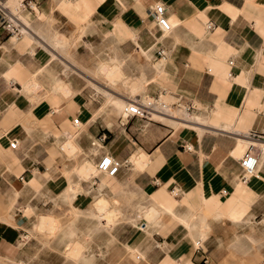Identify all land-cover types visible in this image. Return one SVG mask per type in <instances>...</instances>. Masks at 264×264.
<instances>
[{"label":"crops","instance_id":"0c3cea01","mask_svg":"<svg viewBox=\"0 0 264 264\" xmlns=\"http://www.w3.org/2000/svg\"><path fill=\"white\" fill-rule=\"evenodd\" d=\"M156 5L164 7L171 31L162 33L156 25L158 35L141 33L134 21L152 16ZM43 7L30 11L36 20L22 14L33 38L10 46V36L0 44V195L12 205L8 209L23 205L19 214L28 207L35 212L48 205L47 196L61 194L71 206L69 198L77 204L93 197L94 208L77 207L98 214L101 199L109 204L107 192L126 203L125 210L107 211L130 213L120 220L141 232L127 243L138 262L197 264L195 247L206 251L220 236L227 262L231 245L241 255L254 252L264 264V159L257 178L243 184L239 161L247 142L234 134L264 133V0H48ZM58 12L76 26V36L60 37L54 28ZM45 34L52 47L54 38L66 49L52 48ZM88 37L96 38V46L84 42ZM79 42L89 49H81L78 63L72 54ZM125 42L135 49H122ZM200 86L220 94L192 99ZM108 92L119 102L162 96L175 105L193 104L192 113L200 116L194 114L190 125L197 127L176 130L163 123L170 120L125 118L106 106ZM81 127L87 135L77 140ZM54 144L60 155L73 157L72 165L77 154H85L80 164L65 168L66 177L53 168L60 158ZM92 155L96 164L106 155L119 162L118 174L100 175ZM8 216L0 215V249L13 259L16 251L29 256L25 242L21 248L12 243L20 232L16 217L13 224ZM35 246L39 250L40 242Z\"/></svg>","mask_w":264,"mask_h":264},{"label":"rangeland","instance_id":"374dc122","mask_svg":"<svg viewBox=\"0 0 264 264\" xmlns=\"http://www.w3.org/2000/svg\"><path fill=\"white\" fill-rule=\"evenodd\" d=\"M22 0H19V2ZM28 1H32V0H28ZM27 1V2H28ZM37 4V8L40 9V11H44L45 7H43V5L48 1V0H34ZM53 2V1H52ZM8 4L13 7V1L9 0ZM51 12L54 15V12L56 11L55 9V5L54 3L52 4V7L50 8ZM30 11V10H29ZM140 13V12H139ZM58 17L57 21L54 22V28H56L58 30V32L60 33V37L61 38H71L72 36H76V26L70 21V20H66V19H61V17H59V12L57 13ZM126 18L129 17V15H125ZM33 20L34 19L33 15H32ZM141 19L142 22L139 20L134 21V24H136V26H138V28L140 29L141 33H145V32H152L154 34H156V23L154 18L148 14V15H142L141 14ZM124 20V17H123ZM125 22V21H124ZM159 33L157 32V35ZM11 35L7 34V32L3 29V27L0 28V44H3V42L7 41L10 38ZM84 42H87V44L91 43L94 46H96V38L95 37H88V38H84ZM45 45V44H44ZM42 49V48H40ZM76 49H79L78 52H75L72 54V57L74 60H76V62L79 63V57H82V55L80 54L81 49H89L88 47H86V45L82 42H79ZM122 49H135L133 45H130L129 42H125L124 46ZM84 52V51H83ZM85 76V75H84ZM78 78V77H77ZM94 86V85H93ZM96 89H98V87L94 86ZM45 88H48V84L45 85ZM167 92H170L172 94H174L176 92V89H172L170 87L165 88ZM88 90V89H87ZM196 91H194L192 93L193 96H191V98H195L196 96L203 95L206 96V94H220V91L218 88H214V87H210L209 89H206L204 86H200L197 87L196 89H194ZM89 91V90H88ZM88 91H86L87 93H89ZM45 94H47V91H40L39 95L40 96H44ZM185 94H187V96L190 94L188 92H186ZM196 95V96H194ZM190 97V96H188ZM155 99H152V101ZM161 101H169L172 102L174 101L172 98L169 97H162L160 99ZM143 102H147V101H143ZM183 103H180L178 105H181ZM185 107L187 108V106L185 105ZM189 112H193V110H190ZM200 113H195V115L200 116ZM121 115V114H119ZM154 119L156 121H159V119L157 118H151ZM163 123H166L172 127H174L176 130L180 129L178 126H176L174 123L168 122V121H163ZM42 123H39L38 125H40ZM195 130V129H193ZM86 129L81 127V129H79L78 131H76V134L79 133L77 140L80 138H83L84 135L86 136L87 134L85 133ZM210 135V134H209ZM217 137V136H215ZM220 138V137H219ZM91 141H95L93 138H91ZM262 141H264V139H262ZM248 143H246V149L248 148ZM55 149H57V151L59 152V155L57 156L60 157L57 159H55L54 161L58 162L57 165H54V169L57 173L58 176H63L66 177L63 172L65 170L66 167L68 168H72L73 166H77L78 164H80L85 156L84 153L82 154H77L74 157V165H72V159L73 157H63L64 154L62 151H60V147H58L57 144H54L53 146ZM254 148L260 151V148H256L255 146H250V148ZM79 155V156H78ZM78 156V157H77ZM93 158L92 156H89ZM96 161L94 160V163ZM96 164V163H95ZM52 168V167H51ZM51 170V169H50ZM93 171L91 170V173ZM140 172H136L134 174H136V176L139 174ZM64 179V178H62ZM139 188V187H138ZM139 190V189H138ZM140 191L136 190V198H138V194ZM105 193V198L107 199V201L109 202L108 208H113V209H117V210H125L126 209V203H125V199L124 198H112L109 193L104 192ZM61 194L59 195H53L51 194V196H47V198L45 199L44 203L48 204L46 207H38L37 206V202L32 203L31 205H33L34 207H38L35 212H34V208L32 211H30L29 213H25L23 211L22 214H19L18 209L23 210L24 206L20 205L19 207H14L13 210L11 211V209L9 207V202L7 201V199H5L4 197H2L0 195V215H3L4 213L7 215L9 212V216L7 218V221L9 223H13L15 218H11L12 215H14L16 217V221H15V228L18 229L17 232L19 233V235L17 236L16 243H20V241H22L23 243H26V250L29 253V256H27L25 253H22L21 251H16L13 253V257L14 260L17 262L20 261H26L28 263H30V259L36 257V255H38V259L34 261L33 264H74V262L69 261L66 262L64 259V251H63V247L58 244L59 238L62 234V229H66L68 226H76L78 229V237L77 240L82 242L86 247L87 250L93 254L94 256L98 257L102 254H104L103 258H100L98 261V264H147L143 261L138 262L135 259V253L129 249L126 248L127 243H131L132 242V233H141L140 231L137 230V228H133L130 224L127 223L130 222L129 220H127L125 222V220H120L121 217H124L126 214H130V213H123L125 215H121V214H117L118 215V221H117V226L115 227V229L113 231H111V235L113 236V241L111 240L110 234H107L106 232H101L99 233L97 236L94 235L91 238L87 237L85 235V228L87 226V223L85 220L83 219H78L76 217L75 212H73V208L70 204H67L63 201H61L60 198ZM140 199V198H139ZM138 199V200H139ZM30 201V198L28 199V202ZM145 201V199H144ZM142 201V202H144ZM94 199L91 196H83L82 198H80V203H77L78 205L83 206L82 208L86 209V208H94ZM144 206H147L146 203L143 204ZM24 216V217H23ZM40 216H47L48 219H50L52 222V227L46 228L45 231L43 233H40V230L38 231L39 233L36 234V236L32 235L31 230L34 228V226L36 225V223L38 222L37 220H39ZM120 222V223H119ZM14 224V223H13ZM82 230H81V229ZM84 229V230H83ZM37 230V229H36ZM59 231V232H58ZM236 232V231H234ZM30 233V234H29ZM100 235V236H99ZM103 235V236H102ZM24 236H25V240H24ZM31 236V237H29ZM99 236V237H98ZM29 237V238H28ZM97 237V238H96ZM110 237V238H109ZM220 236L216 237V241L214 244H211L210 246L206 247V251H204V255L208 256V262L207 264H263L259 259H257L256 255L254 252L252 253H248V254H244L241 255L240 252L236 253V251L238 249H236V247H231V245L227 246L228 249V261H226V256H225V244L223 241H221V239L219 238ZM19 238V239H18ZM93 238V240H91ZM116 238V239H115ZM28 239V240H27ZM37 242H50L51 243V249L49 248H42V250H37L35 243ZM237 241V240H236ZM104 242V244H103ZM195 243L197 242L194 241ZM8 243V242H7ZM23 243H21V247L23 246ZM251 243L256 244V242L252 241ZM31 245V246H30ZM34 246V247H33ZM59 248V249H58ZM101 248V249H100ZM250 249L256 250V246L251 245ZM25 251V250H24ZM93 251V252H92ZM8 252L6 249L1 250L0 249V257L3 255H6ZM35 256V257H34ZM27 258V259H26ZM3 259L0 258V264ZM198 263L197 264H203L200 260H197Z\"/></svg>","mask_w":264,"mask_h":264},{"label":"bare ground","instance_id":"6f19581e","mask_svg":"<svg viewBox=\"0 0 264 264\" xmlns=\"http://www.w3.org/2000/svg\"><path fill=\"white\" fill-rule=\"evenodd\" d=\"M8 1L9 0H7L6 2H3V1L0 0V2L3 3L4 5H6V7H8L11 10V12H13L23 23L24 22H27L26 20H24V18H22L23 17L22 16L23 12L24 11H28L31 15H32V13L29 10H26L25 9L24 4L22 3V1L19 2V0H12L13 1V7H11L8 4ZM34 9H35V11L37 13L39 12L37 6H34ZM35 16H36V14H35ZM168 22H169V20H168ZM24 25H25V28L23 30L22 35H19V36L12 35L11 38H10V41H9L8 45H10V46L16 45L18 43L19 39H23V38H25L27 36L33 38V35L31 34L30 28L25 23H24ZM46 35L47 34H45L44 37H45V39H46V41L48 43L52 39L50 40L48 38V36L51 37V35H48V36H46ZM53 40L55 41V43H54L55 46H53V47H56L57 46V49H66L65 46H63L60 43L56 42V40L54 38H53ZM48 44L50 45V44H53V43L50 42ZM116 72H118V71H116ZM111 75H114V73L111 74ZM116 77H117V75H116ZM106 78H107V76H106ZM112 79H111V81H112ZM95 86L97 87V85H95ZM161 98H162V96L160 97V99ZM160 99L159 100H153V101H156V103L158 104V106H157V113H152L151 118H157V119H159L160 122H161V120H170L174 124H179L178 125L179 128L195 129L197 127V126H194L195 124L194 125H190L193 122H195L194 121V114L195 113H192V112L187 111V108L184 105H182V104L181 105H178V103H177L178 100L176 102L177 105L174 106L172 104L173 102H169L167 100L166 101L165 100L164 101H161ZM132 102H136V103H139L140 105L146 106L151 101L143 102V101H141L139 99H134ZM130 103L131 102H129V101H120V102L119 101H115L114 98H113V96H111L109 94V92L107 93L106 106L114 105L117 108L119 114H122V113L125 112L123 115H126L127 114L126 113V109L128 108V105ZM163 103L166 104V106H167V108L165 110L161 109V107H160ZM125 118H127V115H126ZM185 124H189V125H185ZM242 133L245 134V136H241L240 134H242ZM234 134L238 136L237 138L239 140L240 139H243V140H245L249 144L248 145V149L250 148L251 145L252 146H255L256 148H260L261 153H260L259 150L256 149V153H257L258 158H259V160H258V167H257V170H258L260 168L261 161L264 159V141H262V139H264V133H261L259 135H253L249 131H242L240 129H237ZM76 194H78V193H76ZM68 198H69V196H68ZM72 198H69V200H71V203H72L74 212L76 214V217L79 220L80 219L85 220L86 223H87V226H86L85 232H84L87 237L91 238L94 235L97 236L101 232H106L107 234H110L111 231L114 230V228L116 226V223L118 221V215L115 212H113L114 211L113 209H111L112 211H109V212L107 211V207H108L107 205H109L108 203L106 204V202H102V199H101V204H99L100 205V208H99L100 211H97L98 209L96 208L97 209L96 211L97 212H100L98 214L94 213L95 211L93 213L92 212H89V211H88L89 213H82V211L77 207V204L75 203V201ZM98 202H100V201H98ZM10 206L12 207V205H10ZM96 207H98V205ZM30 211H31V207H28V209H26L25 212L26 213H29ZM11 218L14 219L15 216L12 215ZM37 221L38 222L36 223V225L34 226V228L31 230V233H32L33 236L34 235L36 236V234L39 233L38 232L39 230H40V233H43L46 228L52 227V224H51L52 221L50 219H48L47 216H40L39 217V220H37ZM62 230L63 231H62V234H61V236L59 238L58 244H59V246L61 245L63 247V251H64V254L63 255H64V259H65L66 262L72 261V262H74V264H98L99 259L104 257L103 256L104 254H102V253H100L101 255L98 256V257L94 256L93 254H91L87 250V247L84 245L86 243L83 244L82 242H80V241L77 240L78 234L81 233V232L78 233V229H77L76 226H68L66 229H62ZM29 237H31V236H29ZM110 237H111V240L110 241H113L112 240L113 239V236L111 234H110ZM91 240H93V238ZM12 243L16 247L21 248V245H22L21 243H19V242L18 243L12 242ZM103 244H104V242H103ZM51 247L52 246H51V243L50 242H47V241L46 242H43V241H41L40 242V246H39V250L40 249L42 250V248H49V249H51ZM126 248L129 249V250H131V251H133V247H131L128 244L126 245ZM0 258L3 259L2 260L3 262H1V264H33L34 261L39 260L38 259V255H36L35 259L29 257V259L31 261L30 263H28L26 261L17 262L12 257H9L7 255H3Z\"/></svg>","mask_w":264,"mask_h":264},{"label":"built area","instance_id":"2783aa9c","mask_svg":"<svg viewBox=\"0 0 264 264\" xmlns=\"http://www.w3.org/2000/svg\"><path fill=\"white\" fill-rule=\"evenodd\" d=\"M1 1L6 2L7 0H1ZM27 1L28 0H22L25 9L35 12L34 6H37L36 2L34 0L28 2ZM164 12L165 10L162 5H156L155 9L152 12V17L154 18L157 27L162 33H169L171 31V26L168 22V19L165 17ZM1 27H3V29L7 32V34L11 36L12 35L19 36L22 35L25 25L13 12H11V10L8 7H6V5L0 2V28ZM207 28L211 29V23H207ZM159 54L161 57L163 56L162 52H159ZM230 64H232V62H230ZM172 104L176 106L174 103ZM157 106L158 104L156 103V101H151L146 106L140 105L139 103L136 102H131L128 105V108L126 109L127 117H131V118L133 117V118L150 121L152 113H157ZM160 107L163 110L167 108L166 104L164 103ZM193 109H194V105L189 104V106L187 107V111ZM75 126L77 128L80 126L78 120L75 121ZM17 146H18L17 141H13L10 145L11 149H16ZM185 149L188 152L192 151L191 147H185ZM258 160L259 158L256 153V149H254L253 147L246 150V152L243 154L242 158L239 161L241 168L240 181L243 184H247L252 178H257ZM95 166L97 172L100 175H106L108 177H115L118 174V171L121 167L119 162H116L113 158H111L108 155L103 156ZM171 193L174 196L178 195L175 189H172ZM222 194H226V192L223 191ZM195 251L196 253L200 252V257H201L200 261L203 264H207L208 259L204 255V251L200 246V244H198L197 247H195Z\"/></svg>","mask_w":264,"mask_h":264}]
</instances>
